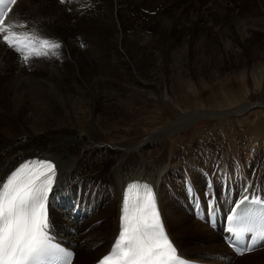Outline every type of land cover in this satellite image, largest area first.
Returning a JSON list of instances; mask_svg holds the SVG:
<instances>
[{
	"label": "bare ground",
	"instance_id": "6f19581e",
	"mask_svg": "<svg viewBox=\"0 0 264 264\" xmlns=\"http://www.w3.org/2000/svg\"><path fill=\"white\" fill-rule=\"evenodd\" d=\"M76 1L56 0L55 4L48 6L49 0H16L5 18V24L16 23L12 30L18 34L29 32L58 42L61 47L58 48V56L49 50L48 55H33L25 62L23 53L13 54L14 49L6 46L0 34V58L4 56V60L0 59V114H3L0 119V182L22 160L40 157L55 162L56 178L47 200L48 231L51 239L74 249L71 264L87 262L91 256L87 252L96 254H93L95 260L88 263L95 264L107 252L117 233L122 189L125 182L138 179L153 186L164 228L177 255L202 263L236 264L243 254L232 255L222 242V237L226 235L222 222L217 220L215 228L209 227L206 211L213 206L224 216L239 198L245 196L264 201V133L259 132L260 127H255L247 137L227 139L239 131L246 132L249 128L248 114L257 107L264 108V99L261 103L251 104L241 100L244 97L225 94L222 101H217V97V100L212 99L214 104L209 103L207 109L198 107L196 103L187 105L183 111L177 108L178 118L159 125L155 130H149L146 126L137 131L132 129L131 124L134 123L136 127L137 123L145 122L144 117H139V121L136 117L142 115L146 108L154 105L159 108L156 103L160 97L159 90L165 97L175 87L185 89L195 85V78L186 73V63L174 61L178 59L174 52L181 49L177 42L181 41L182 48L189 45L187 36L192 29L201 33L199 38L207 35L213 37L223 30L225 41L220 50L214 48L205 51L198 59L205 63L207 73H212L213 81L236 69L251 70L253 63H264V38L256 58L247 62L243 58L242 43L244 39L246 43H251L250 38L241 36L239 44L229 41L233 32L223 27L216 18L217 14L229 16L236 26H240V19L245 21L246 28L243 30L250 31H246V35L253 36L258 32L264 36V0H249L252 12L248 15L243 14V9L237 4V1L244 0H204L205 3L181 0L179 9L176 5L178 0H125L131 9L125 8L122 0ZM74 2L76 4L73 5ZM120 4L123 5L120 7L128 10L127 14L133 20L145 19L156 25L153 36L146 37L145 30H132L133 26H129L130 30L126 33V29L120 25L115 29L113 20L117 18L114 8ZM23 7L25 10L22 12L20 9ZM62 9L71 12L70 16ZM106 20L111 30L108 32H117L118 36L123 33L124 39H129L130 49H125L127 53L121 55L116 50L108 52L110 48L104 51L105 34L108 33L104 27ZM71 21L75 22L74 26L70 25ZM75 27L82 29L75 34ZM60 29L66 32H63L65 36L59 34ZM68 30L75 35L68 34ZM160 30H167V34L174 30L176 42L171 41L170 36L162 37ZM137 32L144 35H132ZM96 33L99 35L97 42L94 40ZM101 34L105 36L101 37ZM76 37L78 39L75 41ZM161 37L167 40L164 43L166 53L160 52L163 42L156 41L157 38L162 40ZM147 42L154 44L155 48L160 45L154 57L147 53L150 51L145 46ZM144 46L146 52L142 49ZM112 47L115 49L113 44ZM101 55H106L108 62L113 60L112 65L107 66V75L104 74L106 68L102 66L103 63L97 65L95 62ZM144 58L154 59L152 70L144 78L135 73V81L123 79L114 83L116 72L122 70V75H130L141 66L139 62ZM90 61L93 62L92 68L88 66ZM164 65L168 68L175 66L179 77L174 74L163 76L160 70ZM67 69H72L74 74H70L71 84L68 82V88L63 87L62 94L59 85L56 88L61 94L60 98L54 101L49 93L45 94L42 104L36 106L30 103V113L23 114L24 105L29 100L25 94L43 85L53 89L52 85L57 86L54 80L63 78L60 76ZM87 70L96 73L90 77L85 74ZM46 73L50 75V80L45 78ZM81 73L85 81L80 78ZM38 75L42 77L40 82L34 80ZM143 93L148 101L139 108L134 107V96L139 97ZM5 101L13 108L12 112L4 105ZM62 105H66L63 108L66 117L55 116L51 111ZM232 105L234 109L230 110ZM112 107H117L115 120L108 114ZM20 112L23 125L14 126L10 122L15 120L13 113ZM7 114L9 118L4 116ZM200 117L211 118L214 126L220 127L227 137L226 141L222 139L221 142L224 137L219 133L218 143L223 144V150L216 158L212 156L213 153H206L210 146L212 150L218 148L207 141L205 134L197 135L205 145L196 143L193 148L189 144L194 137L195 122ZM197 170H203L201 175ZM176 178L177 182L174 181ZM198 207L203 210L201 218L193 212ZM88 212L91 213L90 217L87 216ZM101 212L103 215L97 217ZM109 213L111 215L106 220L105 216ZM104 227L107 229L102 233L100 230ZM262 245L260 243L253 250ZM261 251L258 261L264 264V249ZM83 258L86 260L83 261Z\"/></svg>",
	"mask_w": 264,
	"mask_h": 264
},
{
	"label": "rangeland",
	"instance_id": "374dc122",
	"mask_svg": "<svg viewBox=\"0 0 264 264\" xmlns=\"http://www.w3.org/2000/svg\"><path fill=\"white\" fill-rule=\"evenodd\" d=\"M199 1H201L200 3H203V2L205 3L204 0H199ZM75 2H77V1L75 0ZM75 2L73 3V5L76 4ZM181 2H182L181 0H178V3L176 4V5H178V9L181 7ZM55 3H56V0H51V1L49 0L48 6H52L51 4H55ZM122 3L125 6V8L131 9V7L128 4L126 5L125 0H122ZM121 4L117 5L118 7L116 6L114 8V12L116 13V18H117L116 20L115 19L113 20V22L115 24V29L117 27H119V25H120V27L122 26V28L126 29L125 32H124V33H126V31L130 30L129 26H133V28H131L132 30H137V29L145 30L144 31L145 36L146 37H152L153 34L155 33V29L157 28V26L153 25V23L151 24L150 22H148L145 19H138L137 21L133 20V18H131V16H128V14H127L128 10L124 9V7H120V6H123ZM237 4H238V6L240 8L243 9V14H247L248 15L249 13L252 12L251 11L252 10V6H251L252 4L249 2V0L237 1ZM23 6H24V4H23ZM242 6H244V7H242ZM67 9L69 11H71V9H69V8H67ZM24 10H25V7L20 9V11H22V12ZM68 10L62 9V12L63 13L65 12V13H67L66 14L67 16H70L71 12L69 13ZM263 10H264V8H263ZM125 11H126V13H125ZM139 11H140V9H139ZM216 18H218L220 20L219 22H220V24L223 25V27L230 28V30L233 32L232 33L233 36L229 38V41H233L234 43L239 44L238 41H240L242 39V37L243 38H246V37L250 38L249 41H251V43H248V42L246 43V40L245 39L243 40V43H242V46H243V58L247 62H251L253 59H255L257 54L259 53L261 47H262V46H260V43H262V41H263L262 40V38H264L263 34H261V33L259 34L258 32H256V33L253 34V36L246 35L245 34L246 31H248V32H250V31L249 30L244 31L245 28H246V26L244 25L245 21H242L240 19L238 20V23H239L240 26H236L235 23L233 22V20L229 18V16H221V14H217ZM227 18H228V20H227ZM113 22H112V24H113ZM73 23L75 24L74 21H71L70 25L72 24V26H74ZM119 23H121V24H119ZM104 27L106 28L105 31H107V32L111 31L110 30V26H109V21L108 22H107V20L104 21ZM74 29H75L74 32L76 34V32H78L82 28L81 27H79V28L75 27ZM166 31L167 30H160L161 36L162 37H164L165 35L167 37L170 36L169 39L171 41L174 40L173 42H176L175 41V39H176L175 31L173 30L171 33L168 32V34L166 33ZM63 32L64 31L60 29L59 34H62V36H65L66 32H64L65 34ZM237 32L239 33V35H237ZM68 34L75 35V34H73V31H71V30H68ZM137 34L144 35L141 32L132 33V35H134V36H137ZM96 35L97 36L94 37V40L97 42V38H99V35H98V33H96ZM105 35H107V37H106V41L104 39V44H103V45H105V50L104 51H106L107 49L110 48L109 50H107L108 52L109 51L111 52L112 50H116L119 54L122 55V54H125V52L127 53V51L130 49V45H128L129 44V39L125 40L124 37H123V36H125V34L123 35V33L122 34L119 33V36H118L117 32L116 33L108 32ZM105 35L101 34V37H104ZM111 35H113V37ZM200 35H201V33L198 30L192 29L190 32H188V36H187V37H189L188 40H189L191 45L189 44V45L185 46L186 44L184 43L185 47L182 48L181 47V41H178L176 45L179 48H181V49L174 52V55L176 57H178V59H176L174 61H182V62L186 63V65H185L186 66V73H187V75L191 76V78H195V80H194L195 85H191V88L189 87V88H185V89L184 88H180V87H175V88L171 89L169 94H167L165 97H164V95H162L160 93L161 90H159L158 91V95L160 97H159V100L156 99L157 100L156 103L159 105V108H157L155 105H154L155 107L152 106V108L150 107V109L146 108L145 111L143 112L144 114L143 113H142V115L139 114V116L136 117V118H138V121H139L140 118L144 117L145 118V122H143V121L139 122V123H137L135 125L136 127H134L133 126L134 125V123H133L134 121H133L132 122L133 124H131V126L133 127L132 128L133 130L139 131L140 128L144 129V128H146V126H148L149 130H152V129L155 130V128H157L159 125H163L164 123L169 122L170 120L178 118L179 111H178L177 108H180L183 111V109L187 105L196 103V104H198L197 105L198 107H201L203 109H207L209 107L208 106L209 103L210 104H214L213 101H211L212 99L217 100V98H218L217 101H222V100H224L225 94L226 95L229 94L230 96L234 95V97H238V96L244 97L241 100H244V102H246V101L248 102L249 101V103H251V104L252 103H261L262 102V100L264 99V63L263 62H261V63H258V62L257 63H253V67H250L251 70H249L248 68H246L244 70H241L239 68V69L234 70L233 73L231 72L229 75H224L223 77L215 78V80L213 81L214 78L211 75L212 73H207L206 67H205V63L201 62V60H198V59L203 56L205 51L213 50L214 48H217L216 51H219L220 48H221L220 46L222 45V42L225 41L224 33H223V30H222L220 33L214 35L213 37L210 36V35H207V36H205L203 38H199V37H201ZM73 37H75V36H73ZM162 37L160 39H162ZM77 39H78V37L75 38V41ZM246 39H248V38H246ZM156 41L159 42V43L163 42L161 44V47H160V48H163V49H160V52L166 53V49L167 48L165 47L164 43H166L167 40L165 38L162 39V40H158V38H157ZM112 44L115 46V49L112 47ZM150 44H151V42L145 43V46L149 47V50H150V51L148 50L149 52H147V53H149V55L151 54V56L154 57L153 54L156 51L158 52V50H159L158 47L160 45L157 48H155L156 46H154V44L153 45L152 44L150 45ZM145 46H144V48H142V49H144L143 50L144 52L147 51L145 49ZM132 47L134 48V46H132ZM13 54H17V51H14ZM105 56L101 55L100 58L98 60H96L95 62L97 63V65L103 63L102 66L106 68L104 74L107 75V73H108L107 66L109 64L112 65V61L113 60L108 62L106 60L107 57H105ZM84 58H86V55H84ZM108 58L111 59L110 57H108ZM0 59L4 60V56H2ZM153 60H154L153 58H147L146 60L144 58V60H140L139 64L141 66L136 68V72L132 71V74H130L131 76L128 73H127V75H124V74L122 75L121 72H123V71L121 70V72H120V70H119L118 72H116L117 76L114 74V78H116L115 79L116 81L114 83L117 84L119 82H122L123 79H127V80L132 79V81H135V80H137L136 79L137 75H139L142 78H144L148 74L149 70L150 71L152 70V68H153ZM166 60H168V58ZM92 64H93V62L90 61L88 63V66L90 68H92L93 67ZM113 64L115 65V63H113ZM210 66L212 68L213 64H211ZM72 73H73L72 69H67L66 71H64V75L60 76V77L63 76V78H61V79L57 78L56 80H54L55 85H57V86H54V85L51 84L52 87H54L53 89L49 88L48 85H43L42 87H40V86L35 84L36 86H38V88H35V89L31 90V91H28L25 94L27 96V98H29V100L24 105L22 113L23 114L24 113L25 114L30 113L31 104L32 103L34 105H36V106L42 104V100L44 98L43 96L45 94L49 93L50 95L49 94L48 95L54 101L57 100L58 98H60V95L62 94L63 87L68 88V86L71 84V82H70V74H72ZM94 73H96V72L95 71L90 72L89 70H87L85 72V74L87 76H90V77H92V75ZM135 73L137 75H135ZM160 73L163 76H169L170 74H174V75H176V77H179L178 69H175V66L168 68L166 65H164V67L160 70ZM102 74H103V71H102ZM196 75H198V76L195 77ZM44 76H45V78L48 77V76L50 77V75L48 73H46ZM80 76H81L80 78L85 81L83 73H81ZM49 77L47 79H49ZM41 78L42 77L40 75H38V76L35 77L34 80H38L39 81ZM201 79H203V80H201ZM34 80H32V81H34ZM32 81H31V83H32ZM40 81H42V79ZM54 82H53V84H54ZM58 85H59V88L61 90V94H59L56 91V88L58 87ZM37 95H38V97H37ZM4 98H6V97H4ZM8 98L14 99L13 96H11V97L9 96ZM147 101L148 100H147V97H146L145 93H143L139 97H137V95H136V96H134V99H133L134 107L139 108L140 106H142ZM227 101H229V100H227ZM0 102H2V101H0ZM229 103H230V101H229ZM4 105L8 108V110L10 112H12L13 108L11 106H9L7 101H5ZM257 105H259V104H257ZM57 107L58 108L53 109L51 112L55 116H60V117L65 116L66 117V114H65V112L63 110V108L66 107V105L57 106ZM214 107L216 108V106H214ZM214 107H212V108H214ZM116 109H117V107H112V108L109 109V112H108L109 116L113 120L116 119V112H117ZM229 109L230 110L234 109V105L229 107ZM22 113L21 112H20V114L13 113V118L15 120H12L10 122L14 126H22L23 125ZM1 115H3V114H0V119H1ZM4 116H6L8 118L10 117V115L8 116V114L4 115ZM118 116L119 115H117V117ZM248 116H249V119H248V127L249 128H247L246 132L239 131L238 133L232 134V136L228 137V138L224 135L225 132L220 130V127L214 126L215 123H213L214 121L211 118L208 119L206 117H200V119L195 122L194 131H193L194 137H193V139L191 140V142L189 144H190V146L192 145L193 148L196 146V143H198V145L200 144V146L201 145H205L204 140L202 138L199 139L197 137V135H199L200 133L201 134H205L206 138H208L207 141H211V143L213 142L214 148H215V146H216V148H218V149L212 150V149H210L212 146H210L209 149L206 151V153H207V155L208 154L211 155L213 153L212 156L213 157L215 156V158H216L220 154V150H223L222 149L223 148V144H219L218 143V139H219L218 135H220V134L223 135L224 138H221V142H222V139H225V141H226V138L229 139V140H232V139H236V137H240V138L247 137L248 134L250 133V130L252 128L254 129L255 127H257V129L260 127L261 129L259 128L260 129L259 132L262 131L261 134L264 133V108H262V109L259 108L258 109V107H257V109L256 110H252L251 113L248 114ZM146 117H148V118H146ZM204 132H206L207 135ZM244 134L246 136H243ZM263 136H264V134H263ZM215 143L217 145H215ZM212 156H208V157H212ZM197 172L200 174V173L203 172V170L202 171H198L197 170ZM174 181L177 182V178ZM111 202L112 201L110 199L109 203H111ZM179 202H180V204L182 203L181 202V198H179ZM111 208H109V209H111ZM109 209H107L105 211V213ZM70 210H71V208H70ZM112 211L113 210H111V213H112ZM111 213H109L107 216H105L106 220H107L108 217H110ZM90 215H91V213L88 212L87 216L90 217ZM102 215L103 214L101 212L97 217H100ZM60 219L62 220L63 217L60 216ZM98 219H101V218H98ZM105 224H106V222H105ZM106 229H107V227H104L100 231L103 233V232H106L105 231ZM182 230H185V229H182ZM99 235H102V234H99ZM82 242H83V240L81 241V243ZM261 249H264V247L256 249V250L252 251L250 254L243 255L242 256L243 258L241 257V259H239L240 261H237L236 264H260V261H258V260L261 257V254H260L262 252ZM87 253H89L88 256H90V255L91 256L88 257L89 259L87 260V262H82L81 264H88V263H91L93 260H95V258H94L95 256L94 255H96V254L90 253V252H87Z\"/></svg>",
	"mask_w": 264,
	"mask_h": 264
},
{
	"label": "snow or ice",
	"instance_id": "6c2138e0",
	"mask_svg": "<svg viewBox=\"0 0 264 264\" xmlns=\"http://www.w3.org/2000/svg\"><path fill=\"white\" fill-rule=\"evenodd\" d=\"M15 2L0 0L3 41L23 53L25 62L33 55L46 56L49 50L60 48L58 42L35 34H18L12 30L17 26L15 22L5 24ZM55 177L53 162L31 160L21 165L6 182H0V264H50L53 256L58 264H71L72 253L53 245L48 231L47 200ZM250 230L246 226L227 229L237 238ZM260 238L264 239V226ZM229 239L239 254L252 251V244L257 242L254 239L252 244L241 247L238 239ZM99 264H183L165 232L151 189H146L143 198L137 196L131 207L125 202L118 239Z\"/></svg>",
	"mask_w": 264,
	"mask_h": 264
},
{
	"label": "trees",
	"instance_id": "16d2710c",
	"mask_svg": "<svg viewBox=\"0 0 264 264\" xmlns=\"http://www.w3.org/2000/svg\"><path fill=\"white\" fill-rule=\"evenodd\" d=\"M86 259L85 258H83V261H85Z\"/></svg>",
	"mask_w": 264,
	"mask_h": 264
}]
</instances>
